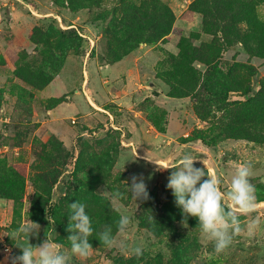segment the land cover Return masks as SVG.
<instances>
[{"label": "rangeland", "instance_id": "1", "mask_svg": "<svg viewBox=\"0 0 264 264\" xmlns=\"http://www.w3.org/2000/svg\"><path fill=\"white\" fill-rule=\"evenodd\" d=\"M164 1L176 16L171 33L156 43H141L112 64L104 35L106 23L94 20L101 9L72 11L53 0H0V264H4L6 246L11 249L7 263L13 264L21 249L11 237L27 243V234L21 229L30 221L40 226L30 242L39 245L48 239L69 255V264H129L133 257L138 264H173L175 246L183 249L189 264H264V144L231 138L215 146L200 140L185 142L209 124L199 117L190 97L171 96L170 86L158 73L169 53H178L182 37L194 38L196 46L211 38L203 33L193 37L202 32L203 21L200 13L190 11L194 0ZM115 3L107 0L104 7ZM257 11L264 20V0H258ZM50 25L73 29L83 41L77 51L68 53L60 73L40 87L24 78L25 68L43 65L45 45L34 42L32 34L35 27L46 30ZM234 61L258 68L251 80L256 92L264 79V59L250 57L239 43L228 47L221 57L224 67ZM195 65L206 69L201 63ZM150 81L160 88L151 86ZM236 98L242 97L232 94V99ZM57 148L70 153L69 164L59 166L62 175L51 192L50 204L62 208L61 224L44 215L43 202L38 203L46 195L45 189L43 193L42 186L38 187L39 177L48 169L40 152H56ZM185 154L198 158L195 166L206 167L224 192L230 189L237 167L251 165L249 179L256 189L257 207L244 213L230 201H223L225 208L238 216L241 231L219 253L214 241L202 235L196 217L185 221L183 217L175 223L174 231L155 235L138 219L143 199L136 201L127 188L134 174H142L147 190H157V204L164 206L169 200V175L181 166ZM2 169L16 172V179L19 176L18 182L12 179L11 187L17 197L2 189L1 180L6 175ZM75 175L89 178V189L79 185ZM74 187L82 200L88 198L86 210L94 230L111 224L116 241L107 246L95 233L89 237L93 248L87 257L72 254L67 239L68 205L64 200ZM116 190L122 193L119 200L111 198ZM97 197L105 198L107 204L100 205ZM122 213L132 220L125 233L116 228ZM257 218L259 223L249 230ZM136 247L140 254L134 251Z\"/></svg>", "mask_w": 264, "mask_h": 264}, {"label": "trees", "instance_id": "2", "mask_svg": "<svg viewBox=\"0 0 264 264\" xmlns=\"http://www.w3.org/2000/svg\"><path fill=\"white\" fill-rule=\"evenodd\" d=\"M59 6H67L72 11L81 9H101L94 20L105 22L104 35L108 40L109 63H116L137 49L141 43H156L172 31L176 16L172 8L164 0H110L115 1L113 7H104L107 0H53ZM258 0H194L190 5L191 12L203 16L202 32L211 39L196 46L192 38L182 37L178 53H169L164 60L158 77L170 86V95L176 98L190 97L200 118L208 122L205 129H197L188 136L185 142L200 140L207 146H215L225 139H245L264 144V79L259 82V89L254 92L252 77L258 74L256 66L241 61L222 65L223 51L228 47L241 43L250 57L264 59V20L257 11ZM32 40L44 46L43 65L26 67L24 78L43 87L48 85L54 75L60 73L66 57L71 50L77 51L82 44V37L73 29H60L52 25L46 30L35 27ZM206 66L203 71L195 63ZM19 74V73H18ZM242 98L232 99V94ZM58 103L61 99L56 100ZM221 113L218 115L217 113ZM155 123V121H153ZM156 124V123H155ZM157 125V124H156ZM158 126V125H157ZM160 127V126H159ZM115 148L113 149V151ZM47 160L46 171L42 170L40 185L45 189V197L38 203L43 206L42 213L50 215L61 224L62 210L59 204L51 205L52 189L62 175L61 167L69 164L70 153L65 149H44L40 158ZM110 157V153L107 154ZM6 175L1 180L2 189L17 197L16 190H11L17 173L11 169H2ZM77 183L89 189L90 179L84 180L75 175ZM7 192L4 196L7 197ZM149 196L143 199V211L138 214L140 223L157 236L174 231V225L183 218L181 209L175 203L170 190L169 200L164 206L157 204L158 191L148 190ZM100 205L105 206V198H98ZM82 200L74 187L64 202ZM61 209V210H60ZM93 224V223H92ZM104 227H98L100 233ZM114 233V232H113ZM183 249H173V264H189ZM137 257L129 260V264H138Z\"/></svg>", "mask_w": 264, "mask_h": 264}, {"label": "clouds", "instance_id": "3", "mask_svg": "<svg viewBox=\"0 0 264 264\" xmlns=\"http://www.w3.org/2000/svg\"><path fill=\"white\" fill-rule=\"evenodd\" d=\"M197 159L191 154L183 155L181 166L170 173L167 187L172 191L184 221L189 217H196L202 235L214 241L215 251L219 253L231 244L233 235L241 231L238 216L232 210L226 209L223 201L225 199L230 201L244 213L251 212L257 207L256 189L249 179L252 169L248 163L240 164L231 177L230 189L224 192L219 187L220 181L216 177H210L206 167L195 166L194 161ZM127 188L136 201L147 199L149 196L142 174H134ZM121 196L122 193L116 190L112 192L111 198L119 200ZM69 208L67 239L71 242V253L87 257L93 248L89 239L94 232L92 219L86 210V204L79 200L69 203ZM131 222V217L122 213L116 222L118 232L125 233ZM258 223V218L253 220L249 230ZM39 227V224L30 221L21 229L27 234V243L17 242L19 238L11 237L14 244L21 249L14 257L13 264H69V255L59 250L58 246L48 239L39 245L30 242V236L37 234ZM98 235L100 241L107 246H112L116 242L111 224L105 225ZM134 251L140 254L141 249L136 247Z\"/></svg>", "mask_w": 264, "mask_h": 264}, {"label": "built area", "instance_id": "4", "mask_svg": "<svg viewBox=\"0 0 264 264\" xmlns=\"http://www.w3.org/2000/svg\"><path fill=\"white\" fill-rule=\"evenodd\" d=\"M5 254H6V258H5V261L3 260V263L4 264H9V263H7V261L9 260V256L11 255L10 246H6L5 247Z\"/></svg>", "mask_w": 264, "mask_h": 264}, {"label": "water", "instance_id": "5", "mask_svg": "<svg viewBox=\"0 0 264 264\" xmlns=\"http://www.w3.org/2000/svg\"><path fill=\"white\" fill-rule=\"evenodd\" d=\"M150 84L152 85V86H154V87H157V88H160L158 85H156V83H154V82H150Z\"/></svg>", "mask_w": 264, "mask_h": 264}, {"label": "crops", "instance_id": "6", "mask_svg": "<svg viewBox=\"0 0 264 264\" xmlns=\"http://www.w3.org/2000/svg\"><path fill=\"white\" fill-rule=\"evenodd\" d=\"M150 82H154V83H156L155 81H150ZM151 85V84H150ZM156 85H158L157 83H156ZM152 86V85H151ZM159 86V85H158ZM154 87V86H153ZM155 88H157V87H155Z\"/></svg>", "mask_w": 264, "mask_h": 264}]
</instances>
